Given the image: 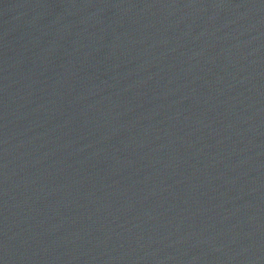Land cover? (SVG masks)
I'll list each match as a JSON object with an SVG mask.
<instances>
[{
    "label": "water",
    "instance_id": "95a60500",
    "mask_svg": "<svg viewBox=\"0 0 264 264\" xmlns=\"http://www.w3.org/2000/svg\"><path fill=\"white\" fill-rule=\"evenodd\" d=\"M0 264H264V0H0Z\"/></svg>",
    "mask_w": 264,
    "mask_h": 264
}]
</instances>
